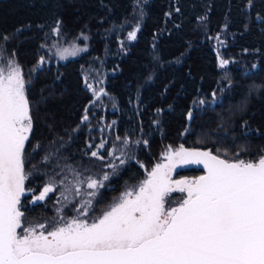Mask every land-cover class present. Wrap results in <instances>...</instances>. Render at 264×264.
Returning a JSON list of instances; mask_svg holds the SVG:
<instances>
[{"label": "trees", "instance_id": "16d2710c", "mask_svg": "<svg viewBox=\"0 0 264 264\" xmlns=\"http://www.w3.org/2000/svg\"><path fill=\"white\" fill-rule=\"evenodd\" d=\"M134 1L0 0V39L9 38L7 49L26 82L32 118L24 186L37 193L46 179L72 180L69 168L82 178L86 172L79 165L87 159L91 134L138 139L133 158L109 178V186L100 187L93 214L121 188L138 182L168 144L232 161L255 162L264 149V0H147L136 38L121 49L117 38L123 33L116 28L130 16ZM55 26L66 38L85 29L89 46L78 56L52 58L41 45ZM220 33L221 55L230 60L225 69L218 68L212 45ZM102 52L109 70L104 85L112 97L92 105L80 66L86 55ZM85 114L89 119L82 123ZM68 180L61 184L69 188L66 215L76 198ZM30 195L21 197L22 222L55 216L53 192L45 203L30 202Z\"/></svg>", "mask_w": 264, "mask_h": 264}, {"label": "snow or ice", "instance_id": "6c2138e0", "mask_svg": "<svg viewBox=\"0 0 264 264\" xmlns=\"http://www.w3.org/2000/svg\"><path fill=\"white\" fill-rule=\"evenodd\" d=\"M54 31L59 34L58 27ZM136 31L138 27L129 32V40L136 38ZM76 51L80 50L73 48L70 53L65 48L59 55L64 59ZM227 64L220 59L221 68ZM7 67V73L0 67V264H264V156L255 162L230 161L211 151L169 147L163 156L166 163L156 164L137 191L125 192L91 223L79 218L88 216L93 207L92 200H84L75 209L77 216L67 221L58 208L50 230L43 223L24 227L20 208L27 178L24 147L32 118L21 70L12 60ZM93 94L107 95L103 90ZM88 119L85 114L82 123ZM123 143L127 147V137ZM103 146L102 142L97 147ZM91 155L103 159L98 151ZM109 156L125 162L115 151ZM177 162L202 164L205 175L171 182ZM69 173L73 179L64 180L77 196L79 185L86 183L93 190L87 195L94 198L109 179L105 174L102 180L91 176L81 180V174L71 168ZM52 191L53 186L46 185L33 203L44 201ZM175 191L186 196L179 206L167 208L166 197ZM63 199L71 203L68 196ZM21 228L23 234L17 231Z\"/></svg>", "mask_w": 264, "mask_h": 264}, {"label": "rangeland", "instance_id": "374dc122", "mask_svg": "<svg viewBox=\"0 0 264 264\" xmlns=\"http://www.w3.org/2000/svg\"><path fill=\"white\" fill-rule=\"evenodd\" d=\"M146 1L147 0H135L133 3V9H132L130 16L124 20L123 24L120 25L119 28H116V32L122 31L121 34L123 33L122 37L117 38V45H118V47H121V49L125 48L127 42L131 41L128 39L129 32L136 30L137 27L139 26L140 18L142 16V12H143V7H144ZM70 8H72V7H70ZM70 8H69V10H71ZM68 11H67V13H68ZM55 29H57L56 26L51 30V35H50L51 38L46 37L45 42L41 45L44 48V50L48 53V55H50L52 58L57 59V60H64L67 58L78 56L81 53H83L87 49V47L89 46V42H88V36L89 35L85 29H81L75 35L69 36L67 38L64 37L60 33V31H59V34L57 35L56 32L54 31ZM224 44H225V42L223 40L222 33L215 36L212 40V45H214V51L216 54L215 56H216L217 66L219 69H222L220 67V59L221 58L227 60L228 63L230 62L228 57H223L221 55L220 51L222 50L221 48H222V46H224ZM65 48L69 49L70 53L73 51V48L79 49L80 51H76L74 55L73 54H66V58L61 59L59 52H60V50L65 49ZM9 60L14 61L15 65L18 66V64L15 61L14 56L7 49V42L4 39H0V67L4 68L5 73H7V71H8L7 66H8ZM104 63H105L104 52H102L101 55H86L84 62L80 66L82 83L88 91L89 101L90 102L92 101V103H91L92 105H96V104H99L100 102H102L100 99L102 96H105V98L107 100L112 97L111 94L106 90V87L104 85V76L107 72H109V70L105 68ZM226 67L229 68L228 64L225 65V67H223V68L225 69ZM89 84L92 85L91 89L88 87ZM101 90H103V92L107 93V95L101 94V95H99V98H97V96H95L93 94V92L95 91L96 93H100ZM100 128H102V127H100ZM111 128H112V126H111ZM124 138H120L119 140H117V137H113L112 139H108V138H105V134L104 135L102 134L99 136H97V134L96 135L91 134V137L87 143V147H88V149H87L88 153L86 154L87 159L82 160L83 163H80V165H79L82 167L80 169H82L84 172H86L83 174V177L81 178V180H85L89 176H91L95 179L102 180L103 176L105 174H107L108 177L110 178L111 176L116 174L127 163V160L132 159L133 155H134L133 151L136 147L135 144L138 142V139L137 138H132V139L128 138L129 143H128L127 147H125L124 143H123ZM102 142L104 143L103 148H98L97 146L100 145ZM89 145H91V147H89ZM181 145L182 144H176V145H169L168 144V145L164 146L159 151L158 155L156 156L157 158L154 159L152 165L144 172L143 177L138 182L131 184V185H126L123 188H121L116 194H113V196H111L109 198V201L103 206L101 212H99L98 214H93L92 212H90L88 216L81 215L79 218L82 220H87V222L91 223L93 220L100 217L104 211L109 210L111 205L118 202L119 199L121 198V196L125 192L137 191L141 182L148 178L147 173L151 172V170L155 167L156 164L167 162L166 160L163 159V156L166 153L167 149L169 147H171L172 149H177ZM183 147H185V146H183ZM93 151H98L99 154L103 156V159H97V158L93 157L91 155V153ZM112 151H115V156H119L120 159L124 160L125 162L123 164H121L120 160L115 159L113 156H109V152H112ZM262 156H264V149H263L262 154L260 155L259 158H261ZM110 163L116 166L115 169L108 167V165ZM179 166L180 165H178V162H177L175 164V166L172 168L171 173H170L171 182L185 181V180L193 181L196 175H186V174H181L180 172H176V170L179 168ZM57 179H58L57 177L56 178L53 177L51 179L50 178L46 179V182L39 189V191L37 193L32 192L31 188L25 187V194H27V193L31 194L29 201L33 202L34 198L36 196L40 195V193L44 190V187L46 185H52L53 186V191H52L53 197L51 198L52 199L51 202L53 201L52 202L53 205H51V207H52L53 212H55V216L51 217V219L44 218V217L31 219V220L26 219L22 222L24 227H33V226H37V225L43 223V224L49 225V229H47V230H50L51 227L54 226V220L58 219L57 209L63 208V206L65 204L63 196H65V195L69 196V193L65 191V187H67V186L66 185L61 186L60 180L59 179L57 180ZM108 180L104 181L103 184L105 185L107 183V186H109ZM79 187L81 188V194L78 196L75 194V196H76V198L74 199L75 204L73 207H70V208H72L71 212L68 213V215H66L65 213H63L64 211H62V215L64 216L65 221L72 219L74 216H77V212L75 211V209L77 207H79L80 204L84 200H92L94 202V199L96 196L93 198L92 196L87 195V193H90L93 190L88 189L86 186V183L80 184ZM99 189L96 191V195H97ZM174 193H178V195H179L177 200H175V197H173V195H172ZM48 194H47V196H48ZM185 196H186V193H181L179 191H175V192L170 193L166 197V207L167 208L175 207L177 204H179L182 201V199ZM55 201L57 202L56 205H55ZM41 202L45 203L46 201H41ZM17 231L20 232L21 234H23L22 228L18 229ZM38 231H40V229H38Z\"/></svg>", "mask_w": 264, "mask_h": 264}, {"label": "water", "instance_id": "95a60500", "mask_svg": "<svg viewBox=\"0 0 264 264\" xmlns=\"http://www.w3.org/2000/svg\"><path fill=\"white\" fill-rule=\"evenodd\" d=\"M184 148H186V149H190V150H199V151H207V150H205V149H202V148H196V147H184ZM213 154V153H212ZM215 155V154H214ZM221 159H224V158H222V157H220ZM230 161H232V160H230ZM180 163H183V164H188V165H194V166H198V167H201L202 169H203V172L200 174V175H198L195 179H197L198 177H200V176H202V175H205V170H204V167H203V165L202 164H196V163H184V162H180ZM194 179V180H195ZM177 206H179V204L177 205ZM176 206V207H177Z\"/></svg>", "mask_w": 264, "mask_h": 264}, {"label": "flooded vegetation", "instance_id": "af4514ba", "mask_svg": "<svg viewBox=\"0 0 264 264\" xmlns=\"http://www.w3.org/2000/svg\"><path fill=\"white\" fill-rule=\"evenodd\" d=\"M178 165H180L179 166V168L176 170V172H178L179 170H187L188 168H190V167H194V168H198L200 171H199V173L195 176V178L198 176V175H200L202 172H203V169L201 168V167H198V166H194V165H188V164H183V163H180V162H178ZM194 178V179H195ZM178 205V204H177ZM176 205V206H177ZM175 206V207H176Z\"/></svg>", "mask_w": 264, "mask_h": 264}]
</instances>
